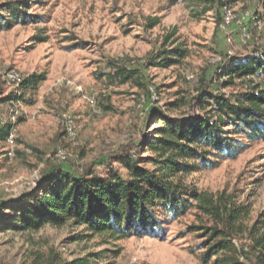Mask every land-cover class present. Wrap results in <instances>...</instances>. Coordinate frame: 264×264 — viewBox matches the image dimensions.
<instances>
[{
    "label": "rangeland",
    "instance_id": "1",
    "mask_svg": "<svg viewBox=\"0 0 264 264\" xmlns=\"http://www.w3.org/2000/svg\"><path fill=\"white\" fill-rule=\"evenodd\" d=\"M8 1L13 0H0V7ZM219 1H228L226 8L236 17H256L262 27L246 22L251 39L243 42L236 27L223 25ZM27 11L34 22L0 32V126L15 115L14 143L0 142V202L30 191L54 165L100 174V161L119 147L142 149L143 136L153 127L152 107L186 117L207 110L199 102L204 91L233 98L264 88V77L229 80L223 74L230 57L246 58L264 46V0H39ZM155 18L157 24L150 26ZM177 45L187 50L181 64L148 65L159 51ZM113 66L135 71V78L108 82L104 74L112 73ZM11 68L24 78L44 75L16 104L3 101L13 92L2 80ZM173 101L179 108L169 107ZM65 116L73 124V137L65 133ZM58 148L70 156L56 159ZM185 181L200 190L233 195L249 208L248 225L263 220L264 141L247 142L234 158L192 172ZM195 219L190 211L170 222L163 238L132 236L112 244H101L98 237L74 240L79 228L70 226L0 231V264H35L50 249L70 259L82 255L83 248L108 251L102 264H202L200 239L181 236Z\"/></svg>",
    "mask_w": 264,
    "mask_h": 264
},
{
    "label": "trees",
    "instance_id": "2",
    "mask_svg": "<svg viewBox=\"0 0 264 264\" xmlns=\"http://www.w3.org/2000/svg\"><path fill=\"white\" fill-rule=\"evenodd\" d=\"M37 1L13 0L1 6L0 32L34 22L27 10ZM219 5L227 6L228 1H219ZM157 22L152 19L150 26ZM186 56L187 50L177 45L159 51L148 65L169 68L181 64ZM227 61L223 74L229 80L264 77V46L251 56ZM113 69L104 74L110 83L135 78L133 70ZM41 80L42 74L25 77L21 93L11 92L3 101L19 103ZM199 98L208 107L203 114L181 117L152 107L153 127L143 136L142 149L119 147L100 161L104 167L100 174L91 169L73 172L61 164L44 171L30 191L0 202V231L35 232L45 226H70L79 228L74 240L98 237L101 244H112L132 236L163 238L170 222L193 211L196 221L181 236L191 234L200 239L197 249L202 264L263 263L264 219L248 225L246 205L225 192L200 190L187 183L185 176L234 158L247 142L264 141V88L245 90L233 98L204 91ZM168 105L171 109L180 106L176 101ZM11 128L12 123H2L0 142L6 140ZM140 150L148 155L142 157ZM107 252L83 248L82 255L66 259L50 249L45 258L38 255L40 262L35 264H102L109 258Z\"/></svg>",
    "mask_w": 264,
    "mask_h": 264
},
{
    "label": "built area",
    "instance_id": "3",
    "mask_svg": "<svg viewBox=\"0 0 264 264\" xmlns=\"http://www.w3.org/2000/svg\"><path fill=\"white\" fill-rule=\"evenodd\" d=\"M224 8V15H223V25L224 26H234L237 28L239 31V35L241 37V40L243 42H248L251 39L249 29L246 27V22L253 21V24L255 27L258 29L262 27V22L257 19L256 17H253L249 15L248 13L242 14L239 17L234 16L229 9ZM218 61L220 58L217 59ZM257 76L255 75H250L246 77V80H255ZM24 79V76L16 69H7L3 74H2V80L3 83L7 88H11L13 93L16 95H19L21 93V83ZM68 84L73 85L78 91H82V88L80 85H77L75 83H71V81H67ZM64 122H65V133L68 137H73L74 136V127L71 122V119L67 116L64 117ZM12 123V128L10 129L9 135L7 136L6 140L4 143L7 144H13L14 143V124H15V115H11V122ZM31 152V151H29ZM7 155L11 157L13 155V152L10 150L7 152ZM69 153L65 151L64 149L58 148L55 153L54 157L58 160H65L69 157Z\"/></svg>",
    "mask_w": 264,
    "mask_h": 264
}]
</instances>
